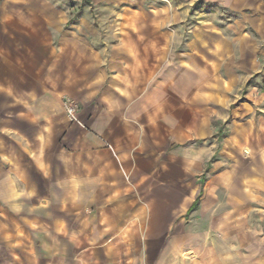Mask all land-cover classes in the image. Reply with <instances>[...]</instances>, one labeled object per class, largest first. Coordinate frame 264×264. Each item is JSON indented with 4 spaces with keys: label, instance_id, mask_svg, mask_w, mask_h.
<instances>
[{
    "label": "crops",
    "instance_id": "crops-1",
    "mask_svg": "<svg viewBox=\"0 0 264 264\" xmlns=\"http://www.w3.org/2000/svg\"><path fill=\"white\" fill-rule=\"evenodd\" d=\"M237 1L0 0V264H264V80L185 34Z\"/></svg>",
    "mask_w": 264,
    "mask_h": 264
},
{
    "label": "rangeland",
    "instance_id": "rangeland-1",
    "mask_svg": "<svg viewBox=\"0 0 264 264\" xmlns=\"http://www.w3.org/2000/svg\"><path fill=\"white\" fill-rule=\"evenodd\" d=\"M201 13L202 20L185 26V34L194 39L202 34L200 48L208 51V59L221 62L224 77L237 66L246 96L253 83L264 80V0H238L228 8L202 5Z\"/></svg>",
    "mask_w": 264,
    "mask_h": 264
}]
</instances>
